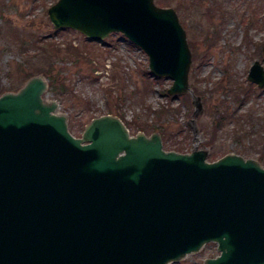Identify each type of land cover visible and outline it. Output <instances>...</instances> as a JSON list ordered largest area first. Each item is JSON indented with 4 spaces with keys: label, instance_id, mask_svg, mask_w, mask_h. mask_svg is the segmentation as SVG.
Returning <instances> with one entry per match:
<instances>
[{
    "label": "water",
    "instance_id": "1",
    "mask_svg": "<svg viewBox=\"0 0 264 264\" xmlns=\"http://www.w3.org/2000/svg\"><path fill=\"white\" fill-rule=\"evenodd\" d=\"M56 28L91 41L120 32L148 56L169 95L189 92L192 53L172 7L154 0H57ZM264 55V46L262 48ZM247 80L264 87V67ZM42 75L0 95V264H170L209 241L204 264H264V167L226 154L163 149L158 132L131 136L117 116L93 118L80 137Z\"/></svg>",
    "mask_w": 264,
    "mask_h": 264
},
{
    "label": "rangeland",
    "instance_id": "2",
    "mask_svg": "<svg viewBox=\"0 0 264 264\" xmlns=\"http://www.w3.org/2000/svg\"><path fill=\"white\" fill-rule=\"evenodd\" d=\"M55 1L0 0V27L7 20L16 28L14 36L17 32H26L24 37L31 33L47 36L48 41L60 47L71 43L83 54L75 58L64 56L63 53L70 54L67 50L59 52L61 59L54 64V72L67 87L63 95L57 94L55 87L52 89L45 73L36 74L48 83L43 97L58 101V111L67 116L73 135L80 136L92 118L113 114L130 123L131 136L139 131L147 136L158 132L166 151L190 153L196 148L205 149L210 162L226 154L258 161L259 156H264V87L258 88L246 78L254 61L259 60L264 67V0H155L160 6L176 10L188 43L191 40L197 49L198 59L192 58L189 70L190 89L194 93L193 87H197L204 97H200L202 111L197 116H194V97L189 92L185 93L190 98L187 105L183 103L184 93L170 97L164 94L171 79H148L147 55L121 33L110 34L99 43L89 41L73 29H56L47 14V8ZM3 37L0 35V81L5 92H15L25 82L21 67L26 64V54ZM33 52L30 50L29 55ZM230 77L236 85L247 88L238 102L233 100ZM166 105L178 111L154 117L153 112ZM226 107L230 114L238 111L234 116H243L242 125L253 130L254 134L243 143L231 136L234 117L210 139L214 121L210 113ZM259 133L261 136L256 141L260 144L246 154L244 150L252 147V138ZM217 254L216 244L210 242L170 264H204L206 258Z\"/></svg>",
    "mask_w": 264,
    "mask_h": 264
},
{
    "label": "trees",
    "instance_id": "3",
    "mask_svg": "<svg viewBox=\"0 0 264 264\" xmlns=\"http://www.w3.org/2000/svg\"><path fill=\"white\" fill-rule=\"evenodd\" d=\"M160 4L164 5V3H161V2ZM5 21H3L4 22L3 26L0 27V35L2 37L3 35L7 37L10 40V42L13 43L14 46L20 52H22V54H26V56L24 55L26 64L25 63L22 64V67H21L23 74L25 73L23 81H26L28 78H30L33 75H36L37 73L43 72L49 78V83L52 89L55 87L57 89L56 90L57 94H62V95L65 94V92L67 91V87L65 86L64 82H62L61 80L60 81L58 80V76H57L58 73L54 72V66H55L54 64L56 62H59L57 60L61 59L59 52L63 50H67L70 54L68 55L66 53H63V55L73 56L75 58H80L83 54H81L71 43H69L68 45H65L64 47H60L59 46L60 44L58 45L52 41H48L46 39L47 36H38L34 33H31L29 34L28 37H24L25 36L24 33L26 32H17L14 36L13 31H16V28H14L13 25ZM205 39H207V37H205ZM206 43L210 44L208 40H206ZM189 44L192 49L193 59L194 60L198 59V53L196 51L197 49L195 47V44H193L191 40L189 41ZM30 50L34 51L31 55H29ZM147 74H148V79L150 80H157V81L161 80V79L152 78L148 72ZM229 83H230V86L233 87L231 89V91L234 93L233 100L234 102H238L239 98H241V95L247 92V88L245 86H240V85H236L235 83H233L231 80V77L229 78ZM248 85H253V84L248 83ZM4 89L5 87H3L0 81V95L4 93L5 91H7ZM193 91L195 95H199L202 99H204L201 93H199L197 87H193ZM164 94L167 95L166 90H164ZM167 97H170V96L167 95ZM182 97H183L182 98L183 103L190 105L189 96L187 94H184L182 95ZM176 111H178L177 108L171 107V105H166V106H163L158 111H155L153 113H154V117L160 118L162 116H167V114L174 113ZM236 112L238 111H234L232 112V114H230L227 107L224 109L216 108L215 111H211L210 116L212 117L214 121L210 128L211 129L210 139H213L215 135L217 136L218 132L223 129V124L229 121L230 117H234V121H235L233 122L234 127L232 130L231 136L233 137V139L236 140V142L243 143L245 139L248 140V137L254 134L253 130H246L244 125H242L241 119L243 118V116H237V117L234 116ZM126 124L127 126L131 127L130 123L126 122ZM258 136H261V134L259 133L255 138H252L253 140L252 147H249L248 149L244 150L246 154L252 153L251 152L252 149L258 144H260V142L257 143L256 141V138ZM263 146H264V142H263ZM259 157H260L259 161L262 163L264 161V156L263 157L259 156Z\"/></svg>",
    "mask_w": 264,
    "mask_h": 264
}]
</instances>
